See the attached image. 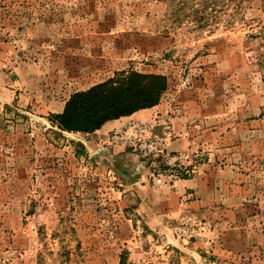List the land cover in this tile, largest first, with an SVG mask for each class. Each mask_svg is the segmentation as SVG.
<instances>
[{"label":"rangeland","instance_id":"374dc122","mask_svg":"<svg viewBox=\"0 0 264 264\" xmlns=\"http://www.w3.org/2000/svg\"><path fill=\"white\" fill-rule=\"evenodd\" d=\"M220 1L0 0V264H264V0ZM132 72L166 77L145 123L174 131L150 160L96 141L136 179L54 118Z\"/></svg>","mask_w":264,"mask_h":264},{"label":"trees","instance_id":"16d2710c","mask_svg":"<svg viewBox=\"0 0 264 264\" xmlns=\"http://www.w3.org/2000/svg\"><path fill=\"white\" fill-rule=\"evenodd\" d=\"M205 1L214 5L221 2ZM223 1L226 3L230 0ZM207 5L202 11L196 12L199 21L205 20L203 12H206ZM250 36L259 41L255 50V62L263 73L264 80V26ZM167 87V79L161 75L122 73L87 91L75 93L67 101L63 112L54 115V118L59 129L64 132L94 133L108 121L131 116L140 110L156 106Z\"/></svg>","mask_w":264,"mask_h":264},{"label":"built area","instance_id":"2783aa9c","mask_svg":"<svg viewBox=\"0 0 264 264\" xmlns=\"http://www.w3.org/2000/svg\"><path fill=\"white\" fill-rule=\"evenodd\" d=\"M174 138V131L171 121H165L163 124V134H157L154 131L152 123L133 122L123 129H115L110 137L109 142L116 146H124L138 157L150 160L155 156L169 157L168 148ZM171 158L167 159L172 163ZM168 179L165 181L162 176L158 175L156 183L167 186L176 181V175L168 173Z\"/></svg>","mask_w":264,"mask_h":264},{"label":"crops","instance_id":"0c3cea01","mask_svg":"<svg viewBox=\"0 0 264 264\" xmlns=\"http://www.w3.org/2000/svg\"><path fill=\"white\" fill-rule=\"evenodd\" d=\"M64 109V105L56 111V113H62ZM156 111V108L152 109H143L136 113H134L131 116L122 117L118 120H111L106 122L101 129L97 130L96 132L92 134H87L92 136L94 139L93 142L88 143L87 150H90V156L94 158H101L111 164L114 168H118L119 171L126 170V168H130L132 171L129 173L130 178H137L138 173L140 171V165H134L133 166V155L128 153L126 150H124L123 147H104L102 145H99L96 143V141H100L105 143L108 139L109 134L115 130V129H121L122 127H126L129 124L133 122H141L145 123L148 122L151 117L154 115ZM80 134V133H78ZM182 184H184L183 189H181L182 192H188L185 186H189L190 180H184L181 181Z\"/></svg>","mask_w":264,"mask_h":264}]
</instances>
